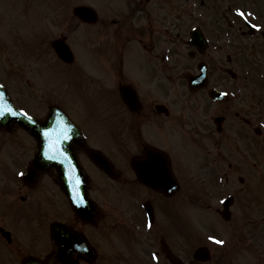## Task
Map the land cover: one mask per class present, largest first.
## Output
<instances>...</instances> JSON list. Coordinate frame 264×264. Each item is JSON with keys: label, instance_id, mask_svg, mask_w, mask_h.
Returning a JSON list of instances; mask_svg holds the SVG:
<instances>
[{"label": "flooded vegetation", "instance_id": "obj_1", "mask_svg": "<svg viewBox=\"0 0 264 264\" xmlns=\"http://www.w3.org/2000/svg\"><path fill=\"white\" fill-rule=\"evenodd\" d=\"M237 3L242 10L249 8L248 11H252L254 18L248 19L251 27L238 18H218L215 29L201 27L206 39L203 56L208 58L215 54L216 59L210 68L205 60L208 85L198 92L199 96L172 100V91L169 90L170 100L157 99L155 91L165 86L159 83L158 73L162 72L163 79L172 83V79L179 77L181 72L176 66V77L166 72V67L172 69L170 64L171 67L148 69L146 85L150 87L153 84L152 90H142L137 94L140 99L136 100L139 103L137 111H132L123 101L126 112L123 135L130 145L126 152H136L137 155L131 159L138 157L142 165L137 178L140 182L134 176H129V170H123L120 197L121 203L126 205L125 216L116 211L112 215L106 213L109 217L104 219L100 230L97 228L106 215L103 209L100 220L95 224L71 216L65 194L54 181V172L52 176L44 172L36 179L28 178L20 183L14 178L10 188L4 193L0 190V229L2 226L7 228L5 224L9 226L7 243L13 248L15 259L22 260L31 253L23 250L28 240L22 231L5 219L2 222V216L10 213L17 215L21 228L26 227L27 221L35 222L37 231L42 234L32 236L29 242L35 244L37 254L47 255L51 264L60 263L57 248L53 245L49 250L47 246L50 225L53 223L66 225L88 242L89 255L80 252L79 244L75 245L72 264H111L113 260L121 264H146L148 259L137 256V260L133 261L135 258L129 255L132 252L139 255L146 250L145 246L151 256H163L161 261L151 264H172L164 252L172 254V250L187 264H264V210L257 215L254 190L259 174L256 155L264 149V144L257 145V137L264 132L260 127L264 124V0H247L244 5L239 1ZM225 28H231L230 32L226 33ZM170 40L169 58L183 57L188 51L194 57L197 55V50L186 44L185 33H172ZM189 67L195 71L194 65ZM226 68L234 70L235 79L226 78ZM125 80L123 83L130 84L128 78ZM209 86L222 87L227 91H232L236 86L239 93L236 100H212L208 97ZM161 102L167 105L168 115L156 111V104ZM156 130L161 135H148ZM152 149L158 153L150 154ZM75 150L78 155H83L78 148ZM28 152L32 154L33 150L29 149ZM172 181L177 185L175 191H172ZM147 182L156 183L158 187H148ZM172 198L175 199V208L172 207ZM2 201L6 204L5 210H2ZM193 204L197 208H188ZM65 209L69 212L67 217ZM172 211L175 220L184 227L190 226L194 216L199 222H211L210 218H213V223L217 222L224 231V222L232 224L233 229H246L250 238L248 246L250 252L253 251L251 258L234 256L235 248L230 245L235 242L224 237L235 231L216 235L218 241L224 242L217 246L214 241L213 244L207 241L206 237L194 240L190 235L186 239V235L180 234V239L172 231ZM1 234L0 230V239ZM112 234L114 238L118 235L121 240V257L119 252L116 258L111 255ZM245 237L242 235V238ZM101 240L105 242L104 247L98 248ZM188 242L190 249L185 248ZM227 244L230 247L226 249ZM199 245L207 246L210 255L206 259L197 256V260H194L193 250ZM176 246H181V249H176Z\"/></svg>", "mask_w": 264, "mask_h": 264}, {"label": "rangeland", "instance_id": "obj_2", "mask_svg": "<svg viewBox=\"0 0 264 264\" xmlns=\"http://www.w3.org/2000/svg\"><path fill=\"white\" fill-rule=\"evenodd\" d=\"M109 1L112 2V0H106L105 3L109 4ZM192 0H153L147 7V14L150 17V13H153L155 10H157L161 5H169L172 8L173 15L179 20L184 19L187 16L185 14L178 15L177 13H180L183 11V8L187 7V4L191 3ZM199 2L200 0H196ZM241 2V5H244L247 0H238ZM251 1V0H250ZM255 1L256 0H252ZM259 1V0H257ZM78 2H81V0H70L69 3L71 4H78ZM201 2V1H200ZM203 3H198L202 6L204 9V5L206 4L208 6V10L211 11L210 16H212L213 11H216V8L224 9V14H226L227 11L225 9H230L231 6H234V0H202ZM7 6H4L5 4ZM42 3L41 0H0V78H5L7 80L6 86L9 89V92L13 98V100H21L24 102L30 109H38L36 104H39L44 107V109L47 107V104L49 101L54 100H63L65 105L69 107L72 115L79 120L84 119L86 117V112L89 114L88 111H93L92 109H89L88 103L91 100H98L97 99V93L95 91V87L92 85H89L88 82H85L84 84L80 83L79 81H76L75 79H72L71 81H67L63 78H61V74H64L61 72L59 68H61V63H52L50 59L48 58V63L51 72H38V69L40 68L41 61L43 58L40 56H35L31 54V50L34 48L36 44H40V37L36 35L37 30H46L47 28V20L51 16V12H47L46 9L38 7ZM113 5H117L116 3L112 2ZM229 5H231L229 7ZM198 6V5H197ZM196 6V7H197ZM251 8L253 5H249ZM10 7H12L13 10L15 9H21L25 13V20L17 22V20L14 22L13 15L11 14L9 16L8 13L3 14V11L11 12ZM194 7V10L196 9ZM192 9V7H191ZM249 10V8H248ZM247 10V11H248ZM177 11V13L175 12ZM189 11V8L187 9ZM229 12V11H228ZM187 13V12H186ZM141 14L143 15V11L139 14V18L141 17ZM156 14L158 15V12L156 11ZM17 16V14H16ZM153 16V15H152ZM236 18V17H234ZM141 22L144 24L146 20L139 19L138 22L136 21V27L138 29L141 28ZM57 23H53L52 25H55ZM49 24V26H52ZM128 26H130V23H127ZM135 27V26H134ZM65 28V29H63ZM90 28V29H89ZM49 35L48 38L53 37L52 35H59L61 32L63 34H67V37L69 39V43L71 44L72 48L76 50V44H81V53L85 52L86 54L92 53L94 54L97 52V57L99 58H92V61L85 59L88 56L83 55V59L80 56V61L78 65L82 66V71H85V74H87L91 79H93V83L99 82L95 76L105 75V70L101 69L98 66H95L96 64H104V62H108L105 60L104 56V49L107 44L105 43V40L101 41H94L93 38L95 33H89V31H95L97 29L96 26H82L80 25L78 27V32L83 34L79 38V34L72 33L70 36L71 30L68 29V25L65 24L61 25H55L53 27L49 28ZM135 29V28H133ZM137 30V29H136ZM134 30V31H136ZM26 31V33H25ZM103 31V30H102ZM102 31H97L98 34H102ZM138 31V30H137ZM139 33H134L135 36L141 35L143 32L147 33V31H138ZM37 37V38H36ZM37 42V43H36ZM36 43V44H35ZM83 45V46H82ZM108 47V46H107ZM152 52L146 53V59L152 60L150 63L149 68H151L152 65L158 66L157 62V56L161 54V49L158 48V50H153ZM48 57H50L53 60V56L51 52H49ZM46 61V60H45ZM166 65L168 67H171L170 64H172V69L166 67V72H170L173 77H176L178 74H176V68H182L184 67L183 64V58L175 56V58H170L167 61L165 60ZM45 65V62L43 63ZM161 62L159 65L161 66ZM73 68L76 69V66L74 64ZM91 66H94L93 69H91ZM144 66V65H143ZM142 66V67H143ZM6 67H10V70L3 71L6 69ZM43 67V66H42ZM72 68V67H71ZM153 68V67H152ZM162 68V67H161ZM47 70V68L45 67ZM84 69V70H83ZM93 70V75H89V72ZM53 72V73H52ZM160 82L163 83L167 88H173L177 91L181 90V93L178 92V95H180V98L176 100H183L185 97H189L186 93V88L183 85L184 83L181 82V79L176 80L172 79V83L168 82L167 80L163 79V73H158ZM223 75V74H222ZM86 77L87 81L89 77ZM224 76V75H223ZM99 80L101 81L104 77H99ZM227 78V77H226ZM66 81L68 84L73 85L74 87H71L70 89L68 86L64 83ZM90 82V81H89ZM0 83H2L0 81ZM3 84V83H2ZM186 90V91H185ZM45 101V102H43ZM85 112V113H84ZM181 118H185V116H180ZM100 122V120H99ZM264 122V119H263ZM116 124H120L117 122ZM106 127V126H104ZM94 137L98 138L99 135H94ZM264 144V133L261 137H257V145ZM5 147V146H1ZM263 147V146H261ZM5 153L3 149H0V154ZM118 155V158H120V153H115ZM262 158L264 160V149L260 150V153L256 155L257 158ZM1 160V159H0ZM255 193L257 195V199L260 198L261 201L264 203V178H258L255 183ZM175 199L172 198V207L174 206ZM177 204V202H176ZM123 206L122 204H120ZM258 205V202H257ZM258 207H261L258 205ZM264 208V205H263ZM192 224L188 227H184L181 223L175 220L174 218V212L172 211V229L176 232L177 236L181 239L179 236L180 234L186 235L185 238L187 239V236L190 235L194 240L200 239V233L204 234L206 231L209 232L210 229H213L214 233H216L218 236H222V232L226 231H235L230 232V234L226 235L227 237L224 238H231L233 240L234 245L227 244L226 249L228 246H234L236 255L235 257H243L248 259L251 258L252 252H250V248L248 246L249 243V232L246 231V229L240 228L239 230L233 229L231 227L232 224H227L224 222V226L226 227V230L224 231L223 227L218 225L217 222H210L209 220H202L198 221L196 218L193 217V221L191 220ZM184 227V228H180ZM20 229H24L21 228ZM189 229V232H188ZM23 231H26L25 229ZM173 235V234H172ZM243 236H246L245 238H242ZM228 240V239H227ZM230 242H232L230 240ZM229 246V247H230ZM248 246V249H247ZM146 250H143L140 252L139 255L132 252L129 253L130 257H133V261H136L137 256H142L146 259H148L149 262L146 264H151L152 260H154L151 255L148 252L147 247L145 246ZM144 248V249H145ZM185 248L189 249L190 244L185 243ZM244 251L245 254L242 252ZM0 254H4L3 250L0 249ZM161 257L163 258L162 254L159 256V260L161 261ZM249 262H252V260H248ZM247 262V260L245 261ZM119 264V263H118ZM235 264V263H231Z\"/></svg>", "mask_w": 264, "mask_h": 264}, {"label": "water", "instance_id": "obj_3", "mask_svg": "<svg viewBox=\"0 0 264 264\" xmlns=\"http://www.w3.org/2000/svg\"><path fill=\"white\" fill-rule=\"evenodd\" d=\"M0 100H8L4 91L1 89H0ZM7 121H9L8 124L13 123L14 121H17L18 123H20L21 125H23L25 128H28V129L33 127L34 132H35V136L39 139V154L37 155L35 163H38L39 158L43 154L42 150L44 147V143L42 141V137H43V135L41 133L42 130L48 129L50 131V130H59L61 128L73 129L72 124L69 123L68 119L64 116V114L61 113V111H58V109H56V108L51 109V112L49 113L48 117L46 118V120L44 122L32 121L28 118H23L21 116H13L12 117L11 115H10V119ZM3 122H5V121H3L2 116H0V124H2ZM95 161L98 164H100V163L103 164L100 159H97ZM57 162L59 163L58 160H57ZM102 167H104V169H105V166H102ZM25 264H40V263H38L35 260H31V261L26 262Z\"/></svg>", "mask_w": 264, "mask_h": 264}, {"label": "snow or ice", "instance_id": "obj_4", "mask_svg": "<svg viewBox=\"0 0 264 264\" xmlns=\"http://www.w3.org/2000/svg\"><path fill=\"white\" fill-rule=\"evenodd\" d=\"M241 15L244 16L245 14L241 13ZM7 111L10 112L11 114L15 115V113L12 112V110L10 108L7 109ZM20 114L23 115V116H26V117L28 116V114L26 112H24V111H21ZM3 115H5V111L4 110H0V116H3ZM29 119H31V118L29 117ZM45 134H47V133H45ZM210 239L215 240V237H210ZM216 242L217 243H221V244L224 243L222 240H219V241H216ZM154 258H156L155 255H154Z\"/></svg>", "mask_w": 264, "mask_h": 264}]
</instances>
